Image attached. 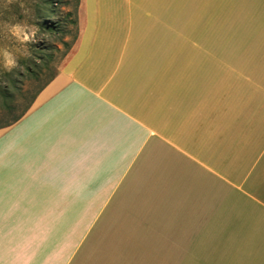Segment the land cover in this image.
<instances>
[{
    "label": "crops",
    "instance_id": "0c3cea01",
    "mask_svg": "<svg viewBox=\"0 0 264 264\" xmlns=\"http://www.w3.org/2000/svg\"><path fill=\"white\" fill-rule=\"evenodd\" d=\"M195 10L80 0L70 53L0 137V264H264V71H211ZM262 18L232 26L247 59Z\"/></svg>",
    "mask_w": 264,
    "mask_h": 264
},
{
    "label": "rangeland",
    "instance_id": "374dc122",
    "mask_svg": "<svg viewBox=\"0 0 264 264\" xmlns=\"http://www.w3.org/2000/svg\"><path fill=\"white\" fill-rule=\"evenodd\" d=\"M193 1L195 19L213 24L211 71H264L263 60L245 58V27H232L262 20L263 12L239 10L251 7L245 6L248 0ZM79 3L0 0V137L8 122L27 114L38 91L70 53L77 38Z\"/></svg>",
    "mask_w": 264,
    "mask_h": 264
},
{
    "label": "trees",
    "instance_id": "16d2710c",
    "mask_svg": "<svg viewBox=\"0 0 264 264\" xmlns=\"http://www.w3.org/2000/svg\"><path fill=\"white\" fill-rule=\"evenodd\" d=\"M77 26H78V21H77ZM77 39V38H76ZM25 114L21 115L20 117L16 118L15 120H11L10 122H8V124L6 125V127H11L15 122H17L20 118H22Z\"/></svg>",
    "mask_w": 264,
    "mask_h": 264
}]
</instances>
